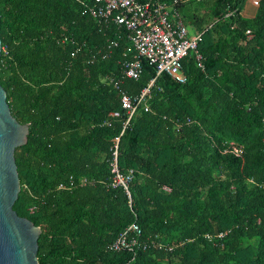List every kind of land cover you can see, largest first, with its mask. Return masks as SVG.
Listing matches in <instances>:
<instances>
[{
	"label": "trees",
	"instance_id": "1",
	"mask_svg": "<svg viewBox=\"0 0 264 264\" xmlns=\"http://www.w3.org/2000/svg\"><path fill=\"white\" fill-rule=\"evenodd\" d=\"M246 2L177 5L200 34L181 83L93 16L96 0H0V84L29 123L13 209L41 228L39 264H264V0L252 16ZM147 87L129 117L119 88ZM115 148L130 195L111 185ZM133 222L141 244L110 249Z\"/></svg>",
	"mask_w": 264,
	"mask_h": 264
},
{
	"label": "built area",
	"instance_id": "2",
	"mask_svg": "<svg viewBox=\"0 0 264 264\" xmlns=\"http://www.w3.org/2000/svg\"><path fill=\"white\" fill-rule=\"evenodd\" d=\"M98 6L92 8L90 13L99 19L125 26L129 32L132 47L138 55L148 60L155 66L156 75L168 73L178 82H185L186 75L182 71V60L189 52H194L196 59H200L197 44L200 34L189 35V30L182 20L177 9L180 2L187 0H96ZM201 1V0H196ZM253 1V0H250ZM256 6L259 0H256ZM250 34V31H246ZM125 75L136 79L140 75L142 65L138 59L124 62ZM149 93V88H144L138 97L131 98L125 90L119 88L121 106L129 114L135 111L137 104L141 103ZM148 107H145L147 110ZM113 117L120 116V111L111 112ZM129 119V118H128ZM128 122V120H127ZM119 137H115L118 141ZM117 148V145H116ZM113 151L111 167L113 186H122L130 195L128 184L132 178V172L123 174L117 166V150ZM62 187V184L59 185ZM141 229L135 222L125 227L119 235L110 243L109 248L115 251H134L141 243L139 236ZM225 232L217 234L222 237ZM129 236H131L129 238ZM206 236H208L206 234ZM209 238V237H208ZM147 244H144L145 247Z\"/></svg>",
	"mask_w": 264,
	"mask_h": 264
},
{
	"label": "water",
	"instance_id": "3",
	"mask_svg": "<svg viewBox=\"0 0 264 264\" xmlns=\"http://www.w3.org/2000/svg\"><path fill=\"white\" fill-rule=\"evenodd\" d=\"M1 50L0 38V54ZM28 133L29 123H20L12 116L6 91L0 84V264H39L41 228L13 209L20 191L14 154L27 142Z\"/></svg>",
	"mask_w": 264,
	"mask_h": 264
},
{
	"label": "rangeland",
	"instance_id": "4",
	"mask_svg": "<svg viewBox=\"0 0 264 264\" xmlns=\"http://www.w3.org/2000/svg\"><path fill=\"white\" fill-rule=\"evenodd\" d=\"M253 2H254V6H256V0H253ZM251 8H249V7H247V3H245V5H244V8H243V12L246 14V16H248V14H250L251 13ZM187 28H188V30H189V35H192L193 33H194V31H193V29L188 25L187 26Z\"/></svg>",
	"mask_w": 264,
	"mask_h": 264
},
{
	"label": "crops",
	"instance_id": "5",
	"mask_svg": "<svg viewBox=\"0 0 264 264\" xmlns=\"http://www.w3.org/2000/svg\"><path fill=\"white\" fill-rule=\"evenodd\" d=\"M246 3H247V7H249V8L252 9V10H251V13L248 14V16H252V15L254 14V12H255V7H256V6H252L249 0H247ZM243 13H244V12H243ZM244 14H245V13H244ZM245 15H246V14H245Z\"/></svg>",
	"mask_w": 264,
	"mask_h": 264
}]
</instances>
